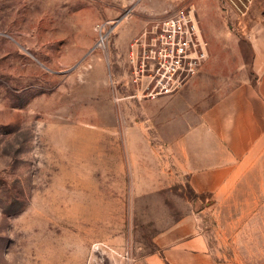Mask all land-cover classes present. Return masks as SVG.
Masks as SVG:
<instances>
[{
    "label": "rangeland",
    "instance_id": "374dc122",
    "mask_svg": "<svg viewBox=\"0 0 264 264\" xmlns=\"http://www.w3.org/2000/svg\"><path fill=\"white\" fill-rule=\"evenodd\" d=\"M182 7L228 67L250 48L234 22L264 0H0V264H131L199 208L167 152L161 100L185 86L130 97L132 42ZM236 219L204 218L224 255Z\"/></svg>",
    "mask_w": 264,
    "mask_h": 264
},
{
    "label": "crops",
    "instance_id": "0c3cea01",
    "mask_svg": "<svg viewBox=\"0 0 264 264\" xmlns=\"http://www.w3.org/2000/svg\"><path fill=\"white\" fill-rule=\"evenodd\" d=\"M253 14L234 22L245 27L250 47L231 50L238 61L219 67L223 50H216L183 90L161 98L174 127L167 152L199 208L157 231L131 264H264V7ZM228 216L237 218L230 256L212 244L204 221Z\"/></svg>",
    "mask_w": 264,
    "mask_h": 264
},
{
    "label": "built area",
    "instance_id": "2783aa9c",
    "mask_svg": "<svg viewBox=\"0 0 264 264\" xmlns=\"http://www.w3.org/2000/svg\"><path fill=\"white\" fill-rule=\"evenodd\" d=\"M101 35L99 45L105 41ZM210 56V44L195 8L182 7L155 21L130 48L131 98L173 94L196 76Z\"/></svg>",
    "mask_w": 264,
    "mask_h": 264
}]
</instances>
